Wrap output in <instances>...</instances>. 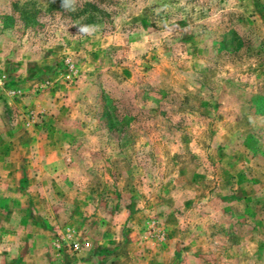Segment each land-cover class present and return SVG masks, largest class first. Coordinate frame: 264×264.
Segmentation results:
<instances>
[{
	"label": "rangeland",
	"instance_id": "rangeland-1",
	"mask_svg": "<svg viewBox=\"0 0 264 264\" xmlns=\"http://www.w3.org/2000/svg\"><path fill=\"white\" fill-rule=\"evenodd\" d=\"M74 7L0 0V264H264V0Z\"/></svg>",
	"mask_w": 264,
	"mask_h": 264
},
{
	"label": "clouds",
	"instance_id": "clouds-1",
	"mask_svg": "<svg viewBox=\"0 0 264 264\" xmlns=\"http://www.w3.org/2000/svg\"><path fill=\"white\" fill-rule=\"evenodd\" d=\"M55 2V0H53ZM75 2L76 0H61V7L65 8L66 10H75ZM80 33L82 34H90V27L89 26H82L79 29Z\"/></svg>",
	"mask_w": 264,
	"mask_h": 264
},
{
	"label": "trees",
	"instance_id": "trees-1",
	"mask_svg": "<svg viewBox=\"0 0 264 264\" xmlns=\"http://www.w3.org/2000/svg\"><path fill=\"white\" fill-rule=\"evenodd\" d=\"M86 5H89V6H94V7H96L97 9H99L100 10V8L98 7V4H95V3H90V4H86Z\"/></svg>",
	"mask_w": 264,
	"mask_h": 264
},
{
	"label": "built area",
	"instance_id": "built-area-1",
	"mask_svg": "<svg viewBox=\"0 0 264 264\" xmlns=\"http://www.w3.org/2000/svg\"><path fill=\"white\" fill-rule=\"evenodd\" d=\"M89 246V244H87ZM81 247V244L77 243L75 244V249L78 250Z\"/></svg>",
	"mask_w": 264,
	"mask_h": 264
}]
</instances>
